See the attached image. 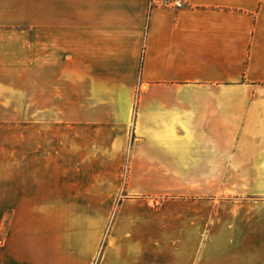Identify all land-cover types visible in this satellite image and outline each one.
Segmentation results:
<instances>
[{
	"label": "crops",
	"instance_id": "1",
	"mask_svg": "<svg viewBox=\"0 0 264 264\" xmlns=\"http://www.w3.org/2000/svg\"><path fill=\"white\" fill-rule=\"evenodd\" d=\"M163 1L39 0L18 80L70 86L151 198L71 241L8 228L0 264H264V0Z\"/></svg>",
	"mask_w": 264,
	"mask_h": 264
},
{
	"label": "rangeland",
	"instance_id": "2",
	"mask_svg": "<svg viewBox=\"0 0 264 264\" xmlns=\"http://www.w3.org/2000/svg\"><path fill=\"white\" fill-rule=\"evenodd\" d=\"M38 10L39 0H0V59L16 62L15 77L0 70V243L8 228L21 234L43 225L60 230L53 241L64 242L79 220L114 219L122 204L151 198L140 193L142 180L127 177L124 152L120 160L117 147L109 154L96 145L102 132L72 124L70 86L55 96L53 83L18 80L24 41L37 38Z\"/></svg>",
	"mask_w": 264,
	"mask_h": 264
},
{
	"label": "built area",
	"instance_id": "3",
	"mask_svg": "<svg viewBox=\"0 0 264 264\" xmlns=\"http://www.w3.org/2000/svg\"><path fill=\"white\" fill-rule=\"evenodd\" d=\"M174 5L176 7H180L181 6V2L179 0H173ZM156 3V0H149V6L152 7L154 4ZM163 3H167L166 0L163 1Z\"/></svg>",
	"mask_w": 264,
	"mask_h": 264
}]
</instances>
